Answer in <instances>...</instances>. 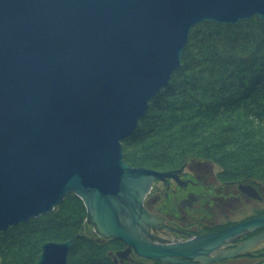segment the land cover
<instances>
[{
    "label": "water",
    "instance_id": "obj_1",
    "mask_svg": "<svg viewBox=\"0 0 264 264\" xmlns=\"http://www.w3.org/2000/svg\"><path fill=\"white\" fill-rule=\"evenodd\" d=\"M254 15L264 20V0H0V231L72 192L97 234L124 243L120 257L210 264L250 253L264 229L235 240L264 228V213L184 241L152 235L173 227L144 196L176 170L132 166L121 140L180 66L193 26ZM73 242H42L34 264H68Z\"/></svg>",
    "mask_w": 264,
    "mask_h": 264
},
{
    "label": "trees",
    "instance_id": "obj_2",
    "mask_svg": "<svg viewBox=\"0 0 264 264\" xmlns=\"http://www.w3.org/2000/svg\"><path fill=\"white\" fill-rule=\"evenodd\" d=\"M121 144L133 166L163 170L195 157L218 165L221 179L264 186V20L193 26L180 66ZM85 215L71 192L51 211L0 231V264H33L42 242L72 237L68 264H117L107 250L119 240L83 234Z\"/></svg>",
    "mask_w": 264,
    "mask_h": 264
},
{
    "label": "rangeland",
    "instance_id": "obj_3",
    "mask_svg": "<svg viewBox=\"0 0 264 264\" xmlns=\"http://www.w3.org/2000/svg\"><path fill=\"white\" fill-rule=\"evenodd\" d=\"M207 22H210V21H207ZM212 22H214V21H212ZM215 23H217V22H215ZM181 56H182V54H181ZM122 152H123V150H122ZM186 164H187L186 171H188L189 176H191V178L195 179V180L196 179L203 180V182L205 183L204 185H206V187H207V188H204L203 186H196L195 185V186L187 187V190L197 192V193L203 192V190H209V191L212 190V192L211 191L208 193L203 192L202 196L199 199H197L196 201H194L193 206L191 208H188V209L180 206V204H179V201L185 197L183 194L179 195L180 197L178 196V197H174V198H172V197L167 198V197L162 195L160 197V199L163 202L161 204L162 205L161 209L163 211H165V213H166L169 210L168 205L170 207L173 206L172 210L173 211L176 210L177 213L179 214L178 216H181V219H183V224H181V225L187 227L188 228L187 230L190 231L191 234L200 233L199 235H201L202 232H206V231L214 232V231L219 230V228L221 229V227L224 228V227L228 226V225H226L228 223H231V222L235 223V222L240 221V219H244V218L253 216L255 214L259 215V214L264 213V186L261 183L255 181L257 184H259V190H257V191L260 195V198H258V199L251 197V196H248L246 193L242 192L241 190H238L237 187L234 185H232V186L221 185L218 182V180L220 181V177L217 176L218 175L217 172H218L220 167L218 165H216L210 161H206L204 159L202 160V159H198L195 157H189L186 160H184L182 163H180L178 166L171 167L168 169L159 170V171H170V170H176V171H175L174 175L167 176L164 179H160L158 181H163L166 178H175V179L178 178L177 173L180 172L182 170V168L184 167V165H186ZM139 166H144V165H139ZM148 168H150V167H148ZM155 170H157V169H155ZM215 175H216V178L218 180L214 177ZM246 181L251 182L254 180L253 179H247ZM241 182H243V181H241ZM152 186H153V183H152ZM152 186H151L150 190L152 189ZM150 190L146 193V195L144 197V202L148 199V197H150V194H149ZM214 190H217V191H214ZM208 195H210L211 202L210 201L207 202V200H206V197ZM182 196H183V198H181ZM153 204H154V202L151 201V203L148 205V207L150 206V209L153 208V210H154ZM85 211H86V209H85ZM151 213L154 216H157L153 212H151ZM170 214H171L170 215L171 217H174L172 215L173 213H170ZM84 222L85 223H84L83 234L92 237L93 239H95L96 241H98L100 243H103L106 240H108V238L102 237L99 234H97L94 231L92 225H90L85 220V218H84ZM167 225H169V224H167ZM229 225H231V224H229ZM158 230H166V231L169 230L168 232L171 231L170 229H166V228H154L155 233H159ZM152 231H153V229H150V232H152ZM208 233H210V232H208ZM202 234H206V233H202ZM156 236H158V235H156ZM246 236H247V234H246ZM158 237L161 238L160 236H158ZM192 237L193 236L188 237L186 239H189ZM168 238H170V240H171L173 237L169 236ZM183 238H185V237H183ZM183 238H179V240L180 241L186 240ZM244 238H246V237H244ZM244 238H243V236H241V237L237 238L235 240V242H238ZM109 239H116V238H109ZM158 239L155 238L153 240L157 241ZM116 240H119L118 245L117 244H115L114 246L112 245L113 246L112 249L107 250V254H109V256L113 260V262H116L117 264H146L151 259V258L139 256L133 252H132V254H130V256H129V253L127 254L126 257L118 256L116 252L118 250H123L125 248V245L120 239H116ZM159 240L164 241L162 238ZM120 241L123 243L124 247L121 249H118L121 246ZM167 242H168V240H167ZM233 243H234V240H233ZM228 247H230V246H228ZM262 248H264V241L258 243L256 246L251 248L250 253H248V254L222 259V260L210 263V264H264V256L262 254L258 255V253L260 252V250ZM261 251H263V250H261ZM173 264H181V263H173Z\"/></svg>",
    "mask_w": 264,
    "mask_h": 264
},
{
    "label": "flooded vegetation",
    "instance_id": "obj_4",
    "mask_svg": "<svg viewBox=\"0 0 264 264\" xmlns=\"http://www.w3.org/2000/svg\"><path fill=\"white\" fill-rule=\"evenodd\" d=\"M186 166H187V164L184 165L182 170L177 173L178 178H176V179L175 178H166L163 181L154 182V184L152 186V189L149 192L150 197H148V199L144 202V206L149 211H151L154 214H156L163 222L173 226L174 229L171 230L170 232H168L169 230L168 231H166V230H158L159 233H155L154 230L152 231L153 234L160 236L164 241H167V240L169 241L170 240V238H168L169 236L173 237L172 238L173 240H179V238L185 237L183 239H186L188 237L196 236V235L200 234V233L191 234V232L187 230L188 229L187 227L181 225V224H183V219H181V216H178L179 214L177 213L176 210H174V211L172 210L173 206L170 207L168 205V209L169 210L166 213H165V211H163L161 209V207H162L161 204L163 202L160 199V197L162 195L167 197V198H169V197L174 198V197H178L179 195L183 194L185 197L184 198H183V196L181 197L183 199H181L179 201V204H180V206L185 207L186 209H188V208H191L193 206L194 201H196L197 199H199L202 196L203 192H205V193H208L210 191L212 192V190H210V191L209 190H203V192H199V193L193 192V191H188L187 187H189V186H195L196 185V186H203L204 188H207V187H206V185H204L205 183L203 182V180L192 179L191 176H189L188 171H186ZM214 177L216 178V175ZM218 182L221 185H226V186L234 185V183H232L230 180L221 179V178H220V181L218 180ZM238 182L239 181H236L235 185L238 184ZM243 182L246 183L247 181H243ZM243 182H241V183H243ZM247 183H251L253 186H255V188L257 190H259V184H257L255 181H251V182H247ZM236 187L239 190L237 185H236ZM214 191H217V190H214ZM206 200H207V202L208 201L211 202L210 195H208L206 197ZM151 201L154 202V204H153L154 210H153V208L150 209V206L148 207V205L151 203ZM170 213H173L172 215L174 217H171ZM232 223H234V222L228 223L226 225H229V224H232ZM208 232H211V231H206V232H202V233H208ZM123 247H124V245L121 242V246L118 249H121ZM132 252H133L132 250L129 252V256H130V254H132Z\"/></svg>",
    "mask_w": 264,
    "mask_h": 264
},
{
    "label": "bare ground",
    "instance_id": "obj_5",
    "mask_svg": "<svg viewBox=\"0 0 264 264\" xmlns=\"http://www.w3.org/2000/svg\"><path fill=\"white\" fill-rule=\"evenodd\" d=\"M124 138V137H123ZM156 181H158V180H154L153 181V184H154V182H156ZM232 183H234V186H238V188H239V185L241 184V185H246V184H248V185H250V186H252V187H254L255 188V186H253L251 183H241L240 181L238 182V184H236L235 185V182L236 181H234V180H230ZM244 181H246V180H244ZM151 186H152V184H151ZM151 188V187H150ZM150 190V189H149ZM240 190V189H239ZM145 197V196H144ZM63 200V199H62ZM143 203H144V199H143ZM147 209V208H146ZM253 216H256V215H253ZM253 216H250V217H247V218H251V217H253ZM157 217V216H156ZM159 218V217H158ZM247 218H244V219H247ZM160 219V218H159ZM244 219H240V221L241 220H244ZM161 220V219H160ZM19 223V222H18ZM94 229V228H93ZM148 229H149V231H150V227H148ZM152 229V228H151ZM222 229V228H221ZM262 229H264L263 227L262 228H258V229H256V230H253V231H250V232H248L247 233V236L246 235H243V237H248V236H250V235H252V234H254V233H256V232H259V231H262ZM154 230V229H153ZM95 231V230H94ZM96 232V231H95ZM152 235H155V234H153L152 232H150ZM156 236V235H155ZM157 237V236H156ZM194 237V236H193ZM241 237V236H240ZM109 239V238H108ZM152 240V239H151ZM163 242H165V243H173V242H178V240H169L168 242L167 241H163ZM226 247V246H225ZM224 247V248H225ZM221 248H219V250H220ZM219 250H215L214 252H212V253H217ZM39 251H40V247H39ZM39 253V252H38Z\"/></svg>",
    "mask_w": 264,
    "mask_h": 264
}]
</instances>
